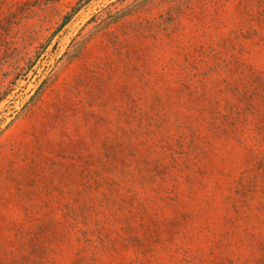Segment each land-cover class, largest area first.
I'll use <instances>...</instances> for the list:
<instances>
[{"label":"rangeland","instance_id":"1","mask_svg":"<svg viewBox=\"0 0 264 264\" xmlns=\"http://www.w3.org/2000/svg\"><path fill=\"white\" fill-rule=\"evenodd\" d=\"M0 264H264V0H0Z\"/></svg>","mask_w":264,"mask_h":264}]
</instances>
